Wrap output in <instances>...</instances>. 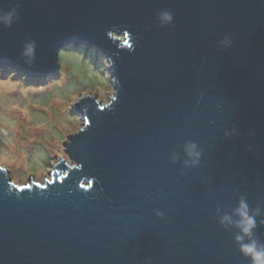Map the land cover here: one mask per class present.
I'll return each mask as SVG.
<instances>
[{
    "label": "water",
    "instance_id": "obj_1",
    "mask_svg": "<svg viewBox=\"0 0 264 264\" xmlns=\"http://www.w3.org/2000/svg\"><path fill=\"white\" fill-rule=\"evenodd\" d=\"M12 9L0 66L40 78L85 45L113 94L74 103L70 164L49 179L17 185L0 166V264H251L234 222L243 198L264 244V0H0V16Z\"/></svg>",
    "mask_w": 264,
    "mask_h": 264
},
{
    "label": "rangeland",
    "instance_id": "obj_2",
    "mask_svg": "<svg viewBox=\"0 0 264 264\" xmlns=\"http://www.w3.org/2000/svg\"><path fill=\"white\" fill-rule=\"evenodd\" d=\"M58 63L40 78L0 66V166L17 185L49 179L61 159L70 164L63 143L83 124L74 103L84 95L106 103L113 94L108 62L93 47L67 45Z\"/></svg>",
    "mask_w": 264,
    "mask_h": 264
},
{
    "label": "clouds",
    "instance_id": "obj_3",
    "mask_svg": "<svg viewBox=\"0 0 264 264\" xmlns=\"http://www.w3.org/2000/svg\"><path fill=\"white\" fill-rule=\"evenodd\" d=\"M16 13V9H12L4 16H0V21L5 24H10L12 22L13 16ZM157 18L161 26L171 24L174 16L173 13L167 9H163L157 13ZM219 45L224 48H230L232 46V40L230 36H225ZM32 47L29 46L28 51H31ZM237 130L233 127L230 130H225V136L235 135ZM183 152L185 159H183L182 164L184 167H195L200 163L202 156V150L194 141H186L183 145ZM173 163L180 160L178 153L173 152L170 156ZM236 214L239 216V220L234 223L240 229L242 235H237L235 237L236 241L239 243V251L242 255L248 257L251 264H264V244L260 243L258 239L254 236L253 229L256 228L257 222L255 215L250 214L249 206L247 202L242 198L239 202V206L235 209ZM259 209H257V213ZM156 215L158 217L163 216V212L157 211ZM220 223L224 226L233 223L232 219L228 215H224ZM245 237H248V241L244 242Z\"/></svg>",
    "mask_w": 264,
    "mask_h": 264
}]
</instances>
